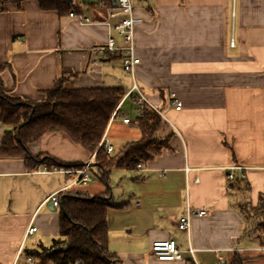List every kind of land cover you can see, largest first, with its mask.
Segmentation results:
<instances>
[{"label": "crops", "instance_id": "0c3cea01", "mask_svg": "<svg viewBox=\"0 0 264 264\" xmlns=\"http://www.w3.org/2000/svg\"><path fill=\"white\" fill-rule=\"evenodd\" d=\"M0 1V78L10 95L41 102L63 75L66 89L127 91L134 80L164 115L158 136L167 138L168 148L135 172L112 169L106 183L93 166L94 154L64 133H46L27 145L32 158L89 164L91 181L59 195L112 197L107 248L119 264H224L236 255L245 264H264V235L246 230L239 210L264 194V0H130L141 19L133 34L139 64L132 77L114 56L93 52L110 37L117 44L120 39L114 19L81 20H103L91 0H72L73 17L43 11L37 0ZM170 94L180 111L169 104ZM128 100L104 134L113 153L139 138ZM6 130L0 123V145ZM232 167L241 168L233 175L246 180L247 190L229 187ZM59 169H29L23 160L0 158V264L21 263L24 251L47 248L57 237L59 208L48 197L67 185ZM111 180L123 185L117 194ZM196 210L206 214L191 215L188 231H178V219ZM30 223L37 230L25 237ZM166 240L175 242L180 260L150 255L153 242Z\"/></svg>", "mask_w": 264, "mask_h": 264}, {"label": "trees", "instance_id": "16d2710c", "mask_svg": "<svg viewBox=\"0 0 264 264\" xmlns=\"http://www.w3.org/2000/svg\"><path fill=\"white\" fill-rule=\"evenodd\" d=\"M43 11H56L60 16L76 12L77 7L68 0H37ZM1 4V1H0ZM66 76H61L51 89L44 91L41 102H26L10 95L0 78V123L9 128L1 140L0 158L23 160L28 168L38 165L51 168H81V163H62L50 156L32 158L27 145L50 132L64 133L74 144L94 154L93 166L99 179L106 183L112 169L135 172L163 149L168 148L167 138L158 136L161 128L159 115L148 107L135 115L139 131L138 140L126 143L119 151L106 154L100 146L110 120L125 90L120 87L92 89H66ZM248 189L243 178H233L229 187ZM59 222L57 237L51 245L40 250L24 251V261L32 264H119L107 248L106 212L115 207L112 197L79 196L71 192L59 195ZM245 220L253 222V231L264 235V194H260L255 206L249 203L239 207ZM246 258L234 256L224 264H245Z\"/></svg>", "mask_w": 264, "mask_h": 264}, {"label": "built area", "instance_id": "2783aa9c", "mask_svg": "<svg viewBox=\"0 0 264 264\" xmlns=\"http://www.w3.org/2000/svg\"><path fill=\"white\" fill-rule=\"evenodd\" d=\"M95 7L104 12L103 20H92L89 17H81V20L85 23H107L109 20L114 19L115 22L112 25V29L117 37H119L120 44H117L115 40L110 37L107 39L103 47H96L93 49V52H105L114 56L120 61L122 71L132 77L135 67L139 64V60L134 57L133 34L135 26L141 23V19L133 15V7L130 0H97ZM68 16H75L74 12H69ZM127 99L133 103L137 113H141L144 107H148L156 112L162 121L165 120L163 113L147 100L134 80L130 88L124 92L116 110L119 105ZM168 101L175 111L181 110V103L174 94L168 95ZM122 122L124 124H128L130 121L127 118H123ZM101 143H103L106 154L113 153V147L107 142L104 136L98 146H100ZM88 169L89 164H86L81 168L59 169V172L66 176L67 185L48 197V200L51 202L53 207H59L58 195L64 189L75 185L84 186L91 181V178L88 175ZM235 170L240 171L241 168L232 167L229 169L230 172L226 176L228 183L233 181V171ZM205 214L206 211L204 210L187 211L185 215L178 219L176 228L178 231L187 232L189 229V217L191 215L201 217ZM36 230L37 229L30 223L25 231V237L32 236ZM261 251H264V248H262ZM149 252L150 255L158 261H174L182 258V252L177 248L173 240L155 241L151 244ZM193 252L194 251L190 248L187 250V253L190 255H192ZM26 263L32 264L31 259L26 258ZM74 264L79 263L75 262Z\"/></svg>", "mask_w": 264, "mask_h": 264}, {"label": "rangeland", "instance_id": "374dc122", "mask_svg": "<svg viewBox=\"0 0 264 264\" xmlns=\"http://www.w3.org/2000/svg\"><path fill=\"white\" fill-rule=\"evenodd\" d=\"M96 1H97V0H91L92 3H96ZM128 101H129V100H128ZM127 103H128V102H127ZM127 103H126V104H127ZM111 178H112V176H111ZM111 181H112V180H111ZM118 182H119V181H112V184H113V190H112V191H113L114 194H117V193H118V189H120V188L122 189V187H123L122 183H118ZM116 184H118L119 187H117ZM89 185H90V184H89ZM252 225H253V222L250 223V220L247 219V220H246V230H247V227H248L249 229H252V228H253Z\"/></svg>", "mask_w": 264, "mask_h": 264}, {"label": "water", "instance_id": "95a60500", "mask_svg": "<svg viewBox=\"0 0 264 264\" xmlns=\"http://www.w3.org/2000/svg\"><path fill=\"white\" fill-rule=\"evenodd\" d=\"M72 0H68V3H71Z\"/></svg>", "mask_w": 264, "mask_h": 264}]
</instances>
